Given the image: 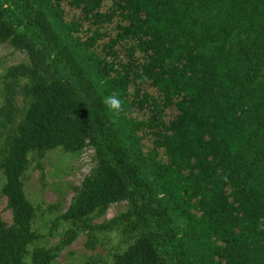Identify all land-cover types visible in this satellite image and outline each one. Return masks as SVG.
<instances>
[{
    "label": "trees",
    "instance_id": "obj_1",
    "mask_svg": "<svg viewBox=\"0 0 264 264\" xmlns=\"http://www.w3.org/2000/svg\"><path fill=\"white\" fill-rule=\"evenodd\" d=\"M104 24L110 58L95 47ZM3 43L28 60L4 76L0 264H26L32 244L31 263L50 264L80 228L89 249L98 231L133 235L112 264H264V0H0ZM86 146L94 165L60 216L70 228L35 245L25 171L43 179L47 151Z\"/></svg>",
    "mask_w": 264,
    "mask_h": 264
},
{
    "label": "rangeland",
    "instance_id": "obj_2",
    "mask_svg": "<svg viewBox=\"0 0 264 264\" xmlns=\"http://www.w3.org/2000/svg\"><path fill=\"white\" fill-rule=\"evenodd\" d=\"M64 16L71 18L76 14V10L65 4ZM86 28V25L84 26ZM100 29L102 38L97 39L96 49L98 53L105 58L112 56L107 48L102 49V42L108 40L112 35V25L104 24ZM89 36L91 34L89 33ZM115 49V48H114ZM115 52V51H114ZM120 61H125L126 56L120 53ZM27 53L13 49L8 43L0 45V106L3 100V85L6 69L10 65L20 62H27ZM145 90L151 91L148 86L142 85ZM20 101V99H17ZM133 114L143 117L145 110L133 109ZM167 111V115H169ZM147 131V130H146ZM149 138V137H147ZM143 140L145 145L151 143V140ZM3 143V136L0 135V146ZM94 151L90 146H86L82 151L76 153H67L60 148L47 151L40 159L42 166L43 179L41 171L36 164H30L24 173V191L27 198L35 206V216L33 228L39 233V238L35 245L51 246L57 244L64 233L70 228V223L60 218L61 214L67 209L70 199L74 194V188L79 186L82 179L88 174L94 165ZM5 182V176L0 170V215L7 222H11V211L6 206V198L1 193V188ZM61 199V204L57 208H50L52 204ZM128 207L127 201H122L110 205L105 216L93 217V223H99L109 219L116 214L125 211ZM97 238L101 241L93 249L86 247L87 231L78 229L76 239L68 246L62 248L57 257L50 264H112L113 254L123 251L132 240L133 235L123 234L121 231L113 230L110 232H96ZM32 245L28 247V253L25 258L26 264H32L29 252Z\"/></svg>",
    "mask_w": 264,
    "mask_h": 264
},
{
    "label": "clouds",
    "instance_id": "obj_3",
    "mask_svg": "<svg viewBox=\"0 0 264 264\" xmlns=\"http://www.w3.org/2000/svg\"><path fill=\"white\" fill-rule=\"evenodd\" d=\"M105 107L112 114L114 122L120 117V115L126 110L125 103L121 99L118 92H113L103 98Z\"/></svg>",
    "mask_w": 264,
    "mask_h": 264
}]
</instances>
